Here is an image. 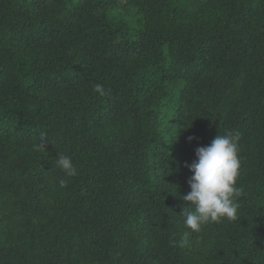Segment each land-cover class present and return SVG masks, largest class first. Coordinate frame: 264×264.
Returning <instances> with one entry per match:
<instances>
[{"label": "trees", "instance_id": "16d2710c", "mask_svg": "<svg viewBox=\"0 0 264 264\" xmlns=\"http://www.w3.org/2000/svg\"><path fill=\"white\" fill-rule=\"evenodd\" d=\"M230 130L237 218L191 233ZM0 264H264V0H0Z\"/></svg>", "mask_w": 264, "mask_h": 264}, {"label": "clouds", "instance_id": "9594fccd", "mask_svg": "<svg viewBox=\"0 0 264 264\" xmlns=\"http://www.w3.org/2000/svg\"><path fill=\"white\" fill-rule=\"evenodd\" d=\"M93 90L100 96L106 95L102 84L93 85ZM194 137H189L191 142ZM238 131H227L218 134L208 146L198 147L195 150L196 160L191 165H185L192 173L188 179L190 192L182 197L188 205L183 207L184 225L191 233H200L211 223H220L223 220L233 221L237 218L239 198L244 195V189L237 186L240 175L241 160L238 154ZM43 143L34 145L36 150L43 147ZM56 167L62 170L64 178L58 183L64 188L68 179L78 175L71 156L57 154ZM190 232L185 231L176 242L177 246L187 244Z\"/></svg>", "mask_w": 264, "mask_h": 264}, {"label": "rangeland", "instance_id": "374dc122", "mask_svg": "<svg viewBox=\"0 0 264 264\" xmlns=\"http://www.w3.org/2000/svg\"><path fill=\"white\" fill-rule=\"evenodd\" d=\"M122 1H125V0H122Z\"/></svg>", "mask_w": 264, "mask_h": 264}]
</instances>
